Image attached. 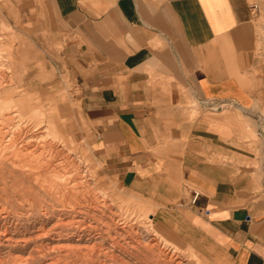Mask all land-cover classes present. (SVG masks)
<instances>
[{
    "label": "crops",
    "instance_id": "1",
    "mask_svg": "<svg viewBox=\"0 0 264 264\" xmlns=\"http://www.w3.org/2000/svg\"><path fill=\"white\" fill-rule=\"evenodd\" d=\"M7 1L29 39L59 49L102 174L210 264H264V60L250 0Z\"/></svg>",
    "mask_w": 264,
    "mask_h": 264
},
{
    "label": "bare ground",
    "instance_id": "2",
    "mask_svg": "<svg viewBox=\"0 0 264 264\" xmlns=\"http://www.w3.org/2000/svg\"><path fill=\"white\" fill-rule=\"evenodd\" d=\"M12 53L11 45L0 40V74L5 76L0 77V175L6 187L1 189L4 197L0 198V264H204L199 258L193 261L184 255L182 249L147 229L148 225L145 228L142 218L146 216L126 199L111 202L105 187L92 183L89 171L87 175L76 162L74 142L46 116L41 104L32 107L24 98L14 104L13 75L8 73L14 70ZM25 111L34 120V127L46 122L41 126L51 139L48 149L63 147L58 143L69 147L67 153L60 148L66 154L57 162L58 170L46 161V155L45 161L41 159L44 162H29L27 157L33 151L43 152V148L41 142L30 143L33 138L40 140V130L39 136L31 138L29 124L20 123ZM17 117L20 119L13 124ZM17 184L22 188H13ZM108 210L111 215L101 224L103 228L85 223L86 217L97 216L93 219L97 220Z\"/></svg>",
    "mask_w": 264,
    "mask_h": 264
},
{
    "label": "rangeland",
    "instance_id": "3",
    "mask_svg": "<svg viewBox=\"0 0 264 264\" xmlns=\"http://www.w3.org/2000/svg\"><path fill=\"white\" fill-rule=\"evenodd\" d=\"M250 2L251 4L258 3L260 6V10L256 12L257 16L254 22L255 31L257 34V46H259L262 42H264V0H250ZM10 8H12L10 2H8L7 0H0V40L9 43L11 45V53L13 52L12 58L14 63V70H12L13 72H11V70H8V73H10L11 76L13 75L11 78L13 79L12 97H14V104L17 105V100L20 98L26 99L27 102L35 108L37 106H40L41 104L43 106V109L47 113L46 116H51L55 124H57L63 131V133L74 142L72 144L74 150L72 151V153L76 155H74L76 162H78L79 165L81 164L80 166L83 167L85 173L87 172V175L89 171L88 177H90V181L92 183H94L95 185L97 184L99 187H105L103 188L105 192L107 191V197L108 199H110L111 202L118 203L119 201L126 199L125 201L130 203L132 208L137 211H141V213L146 216V218H142L145 223V228L148 225L147 229L152 228L153 230H151L154 233H159L158 236L162 237L163 239H167L172 245H175L180 248L179 250L182 249L181 252L184 255H188L193 261H196V259L199 258L204 264H210L200 254H198L190 247H188L184 242L176 238L165 227L155 222L153 217L155 208L148 200L123 188L117 181L111 178H107L102 174V163L100 162V160H98L97 155L93 149L91 130L87 123L85 113L82 109L80 91L78 90L76 81L73 80L71 78V75L65 69H63L62 65H60L61 57L59 49L54 50L52 48H48L45 42L42 43V46L40 40L29 39V37H27V35L24 34V32L22 31V26L17 22V19L13 14L14 10H11ZM20 43H23L24 46L27 47L25 48L24 54L19 53L18 51V45ZM29 48L32 49V51ZM48 53H50L51 56L49 58L47 57ZM5 69L7 70L6 67ZM8 73L6 72V74L4 75H8ZM2 76L3 74H0V77L3 79L5 76ZM18 107H15V109H17ZM26 112L27 111H25V116L20 121V123L23 126L29 124L28 126L30 127V129L28 135L33 133L31 138L39 136L41 134L42 137L40 138V140H35V138H33V142L30 143L35 145L37 141L41 142L40 148H43V152H40L41 154L39 153V151H33V155H31L32 157H27L28 159H30L29 162L33 164L44 162L45 160L43 157L46 155V161L54 163V165L57 166L58 170L59 163L60 161H62V154H66L69 151V147L64 143H58L59 146L63 145V147H53L52 149L50 147V149H48V145H50L49 142L51 143V139L47 137L46 134H44L43 126H41L44 124L46 125V122L43 121V123L40 124L41 127H34V120L31 119V116L29 115L30 113L26 115ZM19 119V117L15 118L12 123H17ZM9 123H11V121ZM34 130H37V133L34 132ZM251 137H253L255 142L259 141L255 131L252 132ZM30 140L31 139H29V141ZM42 144L44 146H42ZM56 148L59 149V151L61 150L60 148H62L63 151H65L66 153H62L61 151L60 153L57 151ZM29 152H32V150L30 149ZM45 152L47 153L45 154ZM54 152L57 153H55L56 156L54 155ZM38 154L40 155L38 156ZM58 154L61 155V157L58 156ZM56 158H58V160ZM41 159L44 161H41ZM83 164L85 166H83ZM62 168H60V170ZM4 180L5 178L0 175V190L6 188L3 183ZM11 185L12 184H9L10 187H12ZM13 188L21 189L22 186L17 184L14 185ZM1 196H3L2 190L0 191V198ZM109 212L110 211L108 210L104 212L105 214L103 215L99 214L98 216L100 219L97 218V220H93L97 216L95 218L86 217L85 223L98 225V228H103L102 225L104 222V224H106L107 216L111 215V213ZM149 222H151L152 225ZM154 229L156 230V232L154 231ZM191 253H193V255H191Z\"/></svg>",
    "mask_w": 264,
    "mask_h": 264
},
{
    "label": "built area",
    "instance_id": "4",
    "mask_svg": "<svg viewBox=\"0 0 264 264\" xmlns=\"http://www.w3.org/2000/svg\"><path fill=\"white\" fill-rule=\"evenodd\" d=\"M251 8L255 11L258 12L260 10V6L258 3H252L251 4ZM257 54L258 56H260L263 60H264V42H262L259 46H257ZM257 120L259 123V128H260V132H259V136L263 139L264 141V118L261 115H257ZM199 197L198 193H195V200H197V198Z\"/></svg>",
    "mask_w": 264,
    "mask_h": 264
}]
</instances>
